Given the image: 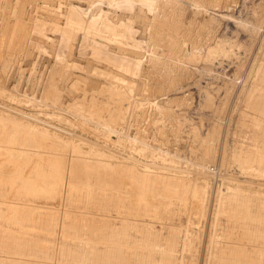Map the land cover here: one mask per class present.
I'll list each match as a JSON object with an SVG mask.
<instances>
[{"label": "rangeland", "instance_id": "1", "mask_svg": "<svg viewBox=\"0 0 264 264\" xmlns=\"http://www.w3.org/2000/svg\"><path fill=\"white\" fill-rule=\"evenodd\" d=\"M123 1L0 0V264H264V0Z\"/></svg>", "mask_w": 264, "mask_h": 264}, {"label": "bare ground", "instance_id": "2", "mask_svg": "<svg viewBox=\"0 0 264 264\" xmlns=\"http://www.w3.org/2000/svg\"><path fill=\"white\" fill-rule=\"evenodd\" d=\"M123 1V0H122ZM135 0H133V2H134ZM124 2V1H123ZM166 3V2H165ZM122 4V3H121ZM135 4V3H134ZM164 5V4H163ZM167 5V4H166ZM129 6V5H128ZM164 8V7H163ZM157 9V8H156ZM93 10V9H92ZM247 13H248V11H247ZM91 14V13H90ZM94 14H96V12H94ZM138 18H139V16H138ZM90 19L91 20H95V17H90ZM132 20H131V22L133 23V21H135V19H133V18H131ZM140 20H141V17L139 18ZM144 19V18H143ZM142 19V20H143ZM128 23V22H127ZM132 25V24H131ZM125 29H126V27H125ZM58 33L60 32V35H64L63 37H61V41H63V42H65V41H67V39H66V36H67V33L66 32H64L63 30H59V31H57ZM232 32V31H231ZM231 32H229V33H231ZM234 32V31H233ZM236 32V31H235ZM57 33V34H58ZM134 33V32H133ZM233 34V33H232ZM59 35V34H58ZM135 35V34H134ZM216 38V37H215ZM135 39H137V38H135ZM222 40V39H221ZM221 40H219V41H221ZM138 41V40H137ZM217 41H218V39H217ZM216 41V42H217ZM224 41V40H223ZM224 42H226V40L224 41ZM229 41H227V43H228ZM75 44V43H74ZM230 44V43H229ZM229 44H227V46L229 45ZM216 45H217V43H216ZM220 45V44H219ZM218 45V46H219ZM225 45V44H224ZM224 45H221V46H224ZM212 48V47H211ZM210 48V49H211ZM216 48H219V47H216ZM216 48H213V49H216ZM221 48H223V47H221ZM221 48H219V52H220V50L222 51V49ZM225 48H227V47H225ZM225 48L223 49V50H225ZM202 49V48H201ZM212 49V50H213ZM119 50V49H118ZM124 50H127V49H125L124 48ZM207 51H208V48H207ZM206 51V52H207ZM211 51V50H210ZM216 51H218V50H216ZM190 52H192V53H194L195 55H197V53L199 54V53H201L202 54V52L199 50V51H197L196 49H194V48H192L191 50H190ZM135 53V52H134ZM212 53V52H211ZM205 54V53H204ZM207 54H209V51L207 52ZM200 55V54H199ZM198 56V55H197ZM220 56V55H219ZM93 57V56H92ZM214 58H216V57H214ZM212 59V58H211ZM203 60H205V59H203ZM207 60V59H206ZM132 61V60H131ZM138 64V63H137ZM63 73V72H62ZM64 76V75H63ZM66 77V76H65ZM100 199V198H99ZM101 200H104V199H101ZM107 203H108V201H107ZM120 204V203H119ZM10 241V240H9Z\"/></svg>", "mask_w": 264, "mask_h": 264}]
</instances>
